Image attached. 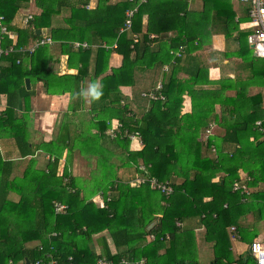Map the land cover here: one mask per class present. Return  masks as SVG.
I'll use <instances>...</instances> for the list:
<instances>
[{"label": "trees", "instance_id": "trees-1", "mask_svg": "<svg viewBox=\"0 0 264 264\" xmlns=\"http://www.w3.org/2000/svg\"><path fill=\"white\" fill-rule=\"evenodd\" d=\"M187 1L98 0L91 10V0H0V98L6 99V108L0 113V139L17 152L3 155L0 151V264H50L51 257L60 264H69L70 257L73 264H96L101 258L112 264L140 260H145L143 264H194L171 250L176 245L178 223L189 217L200 219L208 234L212 231L215 235V261L232 264L230 244L223 247L227 228L238 226L247 214H253L257 222L264 221V188L252 191L264 184V132L256 126L263 121L264 130L263 93L249 95L251 87L264 89V59L256 57L248 43L252 33L250 7L237 3L240 17L233 29L229 24L239 12L232 0H201V11L189 10ZM135 7L132 28L122 32L127 12ZM30 8L31 14L23 13ZM44 29L47 35L42 34ZM170 32H175V37L163 44L166 49L158 59H151L157 39ZM217 34L223 35L226 43L220 57L241 60L246 79H209L210 69L194 54L209 51ZM44 36L51 37L54 44L30 52ZM74 42L90 47L75 49ZM54 45L68 56L69 66L81 64L77 74L58 76L48 70L49 50ZM113 53L123 57L117 69L109 67ZM25 59L30 60L29 69ZM218 61L216 65L222 66V60ZM152 68L158 69H153L152 85L136 94L147 100L149 107L137 116V107L126 103L120 87L134 86L137 70ZM180 71L188 78L180 80ZM26 79L44 83L49 94L70 92L74 113L82 109L85 84L91 80L93 122L81 129L84 135H73L72 125L64 123L57 139L34 143L28 117L18 114L22 101L28 102L33 94L27 90ZM159 83L164 100L150 102L140 95L154 91ZM184 95L191 98L192 113L182 114ZM114 121L122 128L111 138L107 132ZM204 132L206 140L202 139ZM134 133L141 135L144 148L140 151L130 150ZM90 137L93 140L87 144L85 139ZM111 146L126 155L128 166L143 161L147 174L136 165V178L148 176L169 182L173 193L166 196L151 189L149 183L136 187L132 181L113 180L114 165L106 155ZM213 148L216 153H208ZM76 149L97 157L98 172L92 176L98 184L89 193H85L89 187L79 186V179L70 171ZM65 150L69 159L59 175ZM39 151L49 156L45 163L33 159ZM30 157L23 173L17 174L18 165L26 164ZM220 173L224 174L223 183H213ZM236 182L250 192L234 191ZM156 193L159 201L155 207L151 196ZM97 195L103 198L104 207L93 201ZM207 197L212 200L204 204ZM56 203L66 205V212L57 214ZM236 230L245 241V227L239 225ZM104 232L112 238L116 254ZM150 235H155V241L142 245ZM256 237L251 236V243ZM95 240L103 244L100 253L94 249ZM169 240L165 255L159 257L157 253ZM36 241L39 244L26 246ZM244 259L239 261L245 264ZM246 260L255 263L249 255Z\"/></svg>", "mask_w": 264, "mask_h": 264}, {"label": "crops", "instance_id": "crops-1", "mask_svg": "<svg viewBox=\"0 0 264 264\" xmlns=\"http://www.w3.org/2000/svg\"><path fill=\"white\" fill-rule=\"evenodd\" d=\"M119 0H113L112 3H115ZM188 9L189 10H197L201 11L203 8V4L201 0H188ZM98 0H91L89 9H95L97 6ZM233 3V2H232ZM235 6V10L238 13L235 20L230 22L231 28H237L236 23H238V17H240V10L238 4L233 3ZM32 8L25 10L24 14H31ZM22 13V14H23ZM148 17L144 18V26L147 25ZM242 28L241 24L238 26V30ZM43 35H47L48 31L47 29L42 30ZM175 37V32H170L168 34H164L160 36L157 41L158 43L153 45V51L150 54L151 59H158L159 56L162 54V50H165V46L163 45L165 42L169 40V38ZM154 38V35H153ZM212 48L209 51H203L200 50L198 52H195L194 55L198 54V56L201 59V64L203 67L209 68V79L211 81H218L221 78L227 79L231 78L236 80L239 79H246L247 77V71L244 68L243 65H240L242 63L241 60L236 58H226L222 59L220 57V54L223 53L226 49V43L225 38L223 35H214L212 37ZM212 52V53H210ZM149 54H147L148 56ZM49 61H48V70L55 73L58 76L63 75H75L78 73L79 67L81 64L69 66L68 63V56L66 54H62L60 52V49L57 45H54L49 50ZM222 60V66L216 65V62L218 60ZM172 62V61H171ZM220 62V61H218ZM29 59H25V66L27 69H29ZM123 63V57L120 56L117 53H113L110 62L109 67L110 69H117L122 66ZM219 63V65H221ZM171 65V63H168ZM167 66V65H165ZM89 69L90 73H93L94 69V60L90 61L89 63ZM153 69L157 71L158 69L152 68L149 70H137L136 72V83L134 86H122L120 87V91L122 95L126 97V103H134L135 108V114L137 116L141 115L145 112V110L149 107V102L146 100L136 97L137 93H142L144 90L147 89L149 86L152 85V75L154 73ZM111 71L108 72L110 74ZM180 80L187 79V75L183 74L182 71H180L178 75ZM30 81V79H28ZM92 84L91 80H87L85 84V99L82 104V109L77 111L76 113L71 111V105L74 102L71 93H65L62 95H53L49 94L47 92V89L44 86V83L38 82V83H32L30 81V86L27 87L28 91L33 92L32 96L29 97V101L23 100L20 108L18 110V114H24L26 117H28V127L30 130V139L34 143H40V142H50L57 139L61 133V128L63 124L68 123L72 125V134L75 136L84 135V133H81L82 128H86V125H90L93 122V115L91 113V102H90V95L92 91ZM97 89L99 88V83L95 86ZM217 88V87H212ZM57 90H60L57 88ZM251 96L257 95L258 93H263V104H264V89L261 90V88L258 87H251L249 88ZM231 93V92H230ZM142 95V94H140ZM135 98H137V103H135ZM6 108V99L5 97L1 96L0 98V113L5 110ZM216 111H220V106H216ZM192 113V101L191 98L188 95H184V103H183V110L182 114H189ZM113 123H117V121H114ZM215 125L212 127L211 132L215 131ZM97 130L93 129L92 134H95ZM86 134V133H85ZM209 135V134H208ZM206 136L207 133H202V138ZM5 140L0 139V151L1 153L6 152L7 154L13 155V153L16 152V150H12V147H7L8 144L4 143ZM206 143V142H205ZM144 148V144L142 143L141 135L138 136L136 139L131 140L130 142V150L133 151H140ZM82 150L76 149L74 153H72L71 157V167L70 171L73 177L76 179H79V183H89L94 179V176H92V170L97 174L98 167L96 165L97 157L93 156L91 154H87L85 151L82 153ZM208 151V150H207ZM17 153V152H16ZM208 153H216L215 148L210 149ZM106 155L109 156V163L114 165V173L112 175L113 180H117L120 182H129L134 181L136 178V165L142 166L143 161L139 160L137 164L131 163L130 166H128V161L126 160V155L122 154L120 152L119 148L109 147L106 150ZM211 155V154H210ZM45 156V159L44 157ZM71 156V155H70ZM125 156V157H124ZM32 157L26 159L28 161ZM67 151L65 150L62 156V159L60 160L59 167L62 166V162L64 163L62 170L60 171V168H58V173L61 175L64 170V166L67 159ZM33 159H36L40 162V159L48 160L49 156L45 155L43 151H39L35 156H33ZM42 163V162H41ZM40 164V163H39ZM38 164V165H39ZM241 177H245V174L241 172ZM224 174L220 173L217 174L216 177L212 180L213 183H217L221 181L223 183V180L221 179ZM99 177V176H96ZM180 177L181 176H177ZM102 181V179H99ZM244 180V178H243ZM131 182V183H132ZM82 185V184H81ZM82 186H85L82 185ZM139 187V186H136ZM264 188V184H260L258 187H255L252 189V191H258ZM117 194V193H116ZM101 195H97L94 197L93 201H95L96 198H99ZM101 200L103 199L100 197ZM153 206H157V203L159 201V195L156 193L151 196ZM212 200L211 197L204 198V204L208 203ZM103 201V200H102ZM102 203V202H101ZM100 203V204H101ZM150 203L147 201V204ZM163 205L165 204L162 202ZM149 205V204H148ZM159 219L161 218V215H158ZM154 225V224H153ZM241 225L245 227V241H243L239 235L238 230L236 228ZM239 225L227 228V240L225 238V246L228 247V243L230 244V248L233 253V259L234 262L232 264H242L240 258L244 259L243 261L245 264H250L249 261H247L248 255L250 256V245H251V236L257 235V237L253 240L254 241H261L264 243V221L257 222L255 220V217L253 214H247L246 216H243L239 220ZM179 226V233L178 236L175 238V247H172L171 250L177 253L178 257L185 259V256L190 257H196L197 264H219L215 261V256L217 255L216 249L218 246L216 244V240L213 239V236H215L212 231L210 234H208V227L200 222V219L196 217H189L185 218L184 221L178 223ZM152 228V227H151ZM235 228V230H233ZM233 230V231H232ZM249 233V234H247ZM103 235H106V240L111 248V251L113 254L117 253V249L114 245V242L112 238L110 237L108 232H104ZM101 237V235H99ZM99 240V239H98ZM155 241V235H150L146 237V241L144 243H141L142 245L151 243ZM252 242V243H253ZM37 242L30 243V244H36ZM140 244V245H141ZM165 247H162L161 250L157 253L159 257H163L166 253L167 248L170 245V240L166 242ZM221 247V249L223 248ZM94 249L100 253L103 250V244H100L95 240ZM220 251V250H219ZM189 258V257H188ZM174 259V258H173ZM145 261V260H140ZM138 261V262H140ZM254 262V261H253ZM225 263V262H224ZM255 264V263H254Z\"/></svg>", "mask_w": 264, "mask_h": 264}, {"label": "built area", "instance_id": "built-area-1", "mask_svg": "<svg viewBox=\"0 0 264 264\" xmlns=\"http://www.w3.org/2000/svg\"><path fill=\"white\" fill-rule=\"evenodd\" d=\"M236 1L239 4H247L250 7L249 16L251 18V22L249 23V27L252 28V33L248 36V43L250 46H253L252 50L254 51V54L256 57L264 59V0H232ZM141 3H145L146 0H140ZM137 7L129 10L127 12V21L125 23V27L122 29L123 31H128L132 28V21L133 17L137 12ZM32 16L29 15L28 19H31ZM1 19V17H0ZM26 20V22L28 21ZM5 32V29L3 30ZM54 41L49 36H44V38L36 41L35 45L31 47L30 52H33L37 47L45 46V45H53ZM73 47L75 49H88L90 46L87 43H80V42H74ZM183 48H180V51ZM13 49H10L9 51L5 52L6 54L8 52H11ZM180 51L176 53L177 56H180ZM3 51H1L2 53ZM164 70H167V68H164ZM162 89L163 86L161 83H159L154 91H151L149 93H143L142 97L148 99L151 101H158V100H164V96L162 95ZM263 121H258L256 123V126L259 128L261 132H264L262 128ZM122 128V125L117 122L112 123L111 128L108 130L107 135L111 138H116L117 135L120 133V130ZM138 136H140L139 133H134L131 135V140L136 139ZM140 170L144 171L146 174V168L144 166L140 167ZM149 183L151 189L161 192L166 196H170L173 193V188L170 186L169 182H161L158 181L156 178H151L148 176L138 177L136 178L132 185L133 186H139L141 184ZM234 191H241L242 193L248 194L250 191L248 190L247 186L242 187L239 182H236L234 184ZM101 206L104 207V202L102 201ZM55 209L57 214H61L66 212L67 206L64 204L56 203ZM235 230V228H233ZM53 235H56L55 233ZM250 256L254 259L255 264H264V243L261 241H254L250 245ZM50 264H60L57 259L54 257L49 258ZM73 258H69V264H73ZM124 264H130L128 261H123ZM144 261L137 262L136 264H143ZM39 264V263H37ZM96 264H112L109 260L106 258H101L97 261Z\"/></svg>", "mask_w": 264, "mask_h": 264}, {"label": "rangeland", "instance_id": "rangeland-1", "mask_svg": "<svg viewBox=\"0 0 264 264\" xmlns=\"http://www.w3.org/2000/svg\"><path fill=\"white\" fill-rule=\"evenodd\" d=\"M232 2L235 3V4H237L236 1H235V2L232 1ZM203 138H204L205 140L207 139L206 136H204ZM203 138H202V139H203ZM90 139H92V138L90 137V138H88V139H85V140H88V141H87V144L90 143ZM92 140H93V139H92ZM93 156H94V155H93ZM43 157H44V159H45V156H43ZM40 162L45 163L46 160L40 159ZM26 165H27V161H26V164H25V163H24V164L20 163V164L18 165V167H17V174H22L23 171L25 170ZM63 165H64V163L62 162V166L59 167V168H60V171L62 170ZM92 172H94V170H92ZM61 175H62V174H61ZM97 182H98V180H93V181H91V182H89V183H87V184H86V183H80L79 186H82V185L85 184L86 187H89V189H88L85 193H89V190H91L93 186H95V185L98 184ZM81 184H82V185H81ZM95 202H96L98 205H100V203L102 202V200H101V198L99 197V198H96V199H95ZM232 231H233V230H232ZM36 242H38V243H36V244H30V243H28L26 246H27V247H32V246H35V245L39 244V241H36ZM188 257H189V258H188ZM185 258L187 259V262H191V263L197 264L196 257L185 256Z\"/></svg>", "mask_w": 264, "mask_h": 264}, {"label": "water", "instance_id": "water-1", "mask_svg": "<svg viewBox=\"0 0 264 264\" xmlns=\"http://www.w3.org/2000/svg\"><path fill=\"white\" fill-rule=\"evenodd\" d=\"M38 34H41V31H38ZM253 48V46H251V49ZM26 86L29 87L30 86V81L28 79H26ZM27 264H29V262L27 261Z\"/></svg>", "mask_w": 264, "mask_h": 264}, {"label": "clouds", "instance_id": "clouds-1", "mask_svg": "<svg viewBox=\"0 0 264 264\" xmlns=\"http://www.w3.org/2000/svg\"><path fill=\"white\" fill-rule=\"evenodd\" d=\"M97 95H99V93H97Z\"/></svg>", "mask_w": 264, "mask_h": 264}]
</instances>
